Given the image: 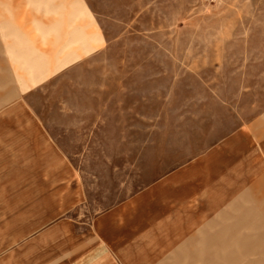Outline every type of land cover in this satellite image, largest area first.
Instances as JSON below:
<instances>
[{
    "label": "rangeland",
    "instance_id": "374dc122",
    "mask_svg": "<svg viewBox=\"0 0 264 264\" xmlns=\"http://www.w3.org/2000/svg\"><path fill=\"white\" fill-rule=\"evenodd\" d=\"M263 115L264 0H0V264H162L166 189L213 215ZM251 202L199 264H264Z\"/></svg>",
    "mask_w": 264,
    "mask_h": 264
},
{
    "label": "crops",
    "instance_id": "0c3cea01",
    "mask_svg": "<svg viewBox=\"0 0 264 264\" xmlns=\"http://www.w3.org/2000/svg\"><path fill=\"white\" fill-rule=\"evenodd\" d=\"M227 139L229 142H234L235 147H228L225 152H222L224 150H220L219 153L215 151L210 162V170L213 173L217 172L216 175L220 179L219 184L236 185L238 188L235 192L236 195L231 198H219L222 201L215 203L213 215L204 214L205 216L199 218L200 216L196 215L197 211L195 210V204L199 200L196 201L190 197L193 192L192 185L182 183L184 185L167 188V193L172 192L173 202L178 201V206L174 208L175 206L168 203L161 205L163 209L161 207L159 209L166 213L167 219H164L159 225L160 233L158 235L161 239L169 242L168 252L164 255L162 264L201 263L207 252L216 247L218 240L228 231L234 219L238 221L245 215H253L255 205L251 201H264V118L256 120L253 125L251 123L245 125ZM241 145L243 150H238L237 148ZM211 175L209 174V179L213 180ZM249 188H252L253 192H246ZM249 194H253V196L249 197ZM223 199L232 202L227 204ZM249 200L253 205L250 208L245 206ZM225 203L227 204L226 208H222L221 206ZM209 204L213 206L212 202H208ZM156 214L160 215V213ZM110 216L108 214L104 221H109ZM197 216V220H192L194 230L184 231L182 227L186 219ZM176 217L177 219H175ZM173 239L176 242L179 241L178 244L172 243ZM107 245V249L114 252L111 240L107 241Z\"/></svg>",
    "mask_w": 264,
    "mask_h": 264
}]
</instances>
